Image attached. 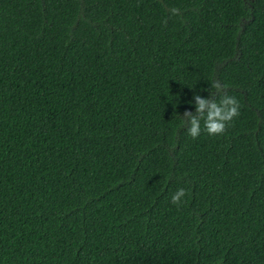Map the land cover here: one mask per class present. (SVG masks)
I'll return each instance as SVG.
<instances>
[{
	"label": "trees",
	"instance_id": "1",
	"mask_svg": "<svg viewBox=\"0 0 264 264\" xmlns=\"http://www.w3.org/2000/svg\"><path fill=\"white\" fill-rule=\"evenodd\" d=\"M0 264H264V0H0Z\"/></svg>",
	"mask_w": 264,
	"mask_h": 264
},
{
	"label": "clouds",
	"instance_id": "2",
	"mask_svg": "<svg viewBox=\"0 0 264 264\" xmlns=\"http://www.w3.org/2000/svg\"><path fill=\"white\" fill-rule=\"evenodd\" d=\"M211 88L219 96V100L203 99L195 95L196 114L185 111L183 122H187L188 134L197 138L201 133V122L203 121L204 130L210 136L222 135L230 122L239 115L240 103L235 96L227 94V87L219 81H213ZM186 192L183 188L178 189L171 197L173 204L179 205Z\"/></svg>",
	"mask_w": 264,
	"mask_h": 264
}]
</instances>
